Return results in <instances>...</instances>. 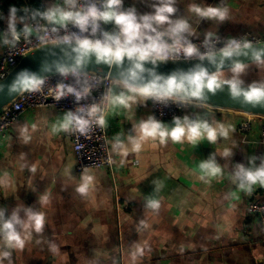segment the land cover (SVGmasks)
I'll return each instance as SVG.
<instances>
[{
  "label": "crops",
  "instance_id": "1",
  "mask_svg": "<svg viewBox=\"0 0 264 264\" xmlns=\"http://www.w3.org/2000/svg\"><path fill=\"white\" fill-rule=\"evenodd\" d=\"M155 2L123 0L125 9L134 7L139 14L151 13ZM192 4L226 7L228 19H202L189 11ZM54 5L66 7L65 0H36L30 13ZM174 7L172 19L187 20L193 30L185 38L264 34V0H176ZM10 25L16 30L28 22L7 18L5 34L11 32ZM65 114L51 106L26 109L8 138L0 141V210L6 219L21 206L46 216L43 232H33L23 249L7 248L0 241V252L11 253L2 264H264L262 228L258 216L248 210L250 204H264V187L257 184L245 191L232 179L237 164L249 167L255 157L259 167L264 159L258 119H252L250 131L243 134L238 126L245 114L190 106L180 118L200 116L231 125L229 137L195 145L186 139L144 137L134 150L128 138L137 135L140 121L153 116L149 100L138 98L128 108L109 106L105 127L113 158L110 173L76 170L71 130H53ZM159 122L173 126V121ZM117 140L126 151L115 147ZM226 148L233 153L229 158L222 157ZM213 154L224 174L200 179L199 164ZM84 175L94 180L82 195L77 189ZM45 195L48 202L42 205ZM150 199L158 200L160 207H148ZM136 245L145 246L144 255L133 260Z\"/></svg>",
  "mask_w": 264,
  "mask_h": 264
},
{
  "label": "clouds",
  "instance_id": "2",
  "mask_svg": "<svg viewBox=\"0 0 264 264\" xmlns=\"http://www.w3.org/2000/svg\"><path fill=\"white\" fill-rule=\"evenodd\" d=\"M78 0H65L66 7L51 6L44 11H36L33 18H39L43 24L34 29L25 25L23 33L28 38L35 32L38 46L46 49V56L51 62L43 65L45 73L55 72L62 77L55 85V99L72 96L77 103L86 101L91 96L94 87L102 81L95 74L85 71V68L95 57L97 65H106L109 69H117V76L112 78L111 86L100 103L86 104L65 114L63 121L54 131H69L73 128L81 133H87L95 124L104 127L106 124V109L109 106L128 108L131 103L152 100L156 103L172 102L179 106L207 108L208 93L215 94L228 88L234 101L252 106H264V79L245 83L242 78L247 70L255 65L264 70V48L258 47L247 38L228 39L223 47L216 48L212 41L214 34L208 33L205 45L207 50L200 49L190 43L185 34L193 35L189 23L185 19L173 20L177 9L176 0H156L151 13L139 14L134 7L124 8L123 0H103L98 7L95 3L84 4L77 10ZM189 11L202 19H215L223 22L228 19L226 7L197 6L192 4ZM73 25L78 31L69 32L67 25ZM102 24H113L116 31L109 32ZM61 29L64 30L61 34ZM163 29V30H161ZM13 39L18 40L19 34L14 25H10ZM167 38V39H165ZM171 41L169 43L168 41ZM6 44L9 41H4ZM184 60H207L215 71H210L202 63L196 64L187 71L177 70L170 75H157L154 68L148 69L146 63L156 65L157 62L175 61L180 57ZM244 57L248 62L242 61ZM228 62L227 72L224 70ZM249 61L251 63H249ZM127 63V67H125ZM71 77L73 83L65 81ZM47 75L41 76L27 69L17 73L8 86L9 93H34L40 91L47 82ZM0 84V91L3 90ZM119 89V91H117ZM26 132L27 130H23ZM137 135L129 137V143L134 150L141 147L140 140L144 137H159L163 142L170 138L174 142L187 140L193 145L206 139L215 144L218 139H227L233 131L231 125L212 121L198 116L175 118L173 126L157 121L153 116L142 120L135 126ZM25 141L28 137L25 135ZM120 151H126L125 145L117 140L115 145ZM232 150L226 148L222 157L232 156ZM255 157L249 160V167L242 164L235 166L233 182L239 181L241 190L251 191L254 185L264 187V159L259 167L255 166ZM202 173L200 179L215 178L224 174L223 168L216 162L215 154L207 161L199 164ZM94 180L93 176L84 175L77 191L84 195ZM47 195L41 198V204H47ZM148 207L158 209L160 202L156 199L148 201ZM24 212V218L20 212ZM46 224L43 211L32 208L17 207L10 217L5 218L0 210V241L10 249H23L31 239L33 232L42 233ZM144 245H136L132 259L144 255ZM55 251V245H53ZM10 252H0V264L8 258Z\"/></svg>",
  "mask_w": 264,
  "mask_h": 264
},
{
  "label": "built area",
  "instance_id": "3",
  "mask_svg": "<svg viewBox=\"0 0 264 264\" xmlns=\"http://www.w3.org/2000/svg\"><path fill=\"white\" fill-rule=\"evenodd\" d=\"M88 3H95L99 7L103 3V0H88ZM83 4L84 0H78L77 8L79 9V7H81ZM33 14L34 13L29 14L28 26L34 29L38 24H43L44 22L39 20L38 17L34 19ZM102 28L103 30L109 32L116 31V27L113 24L109 28L102 24ZM67 30L69 32L78 31V29H76L71 24L67 25ZM16 32L19 34V39L14 40L12 33L10 32L6 38L9 43H5V46L2 49L0 55V80L4 79L9 74V72L19 63L21 58L40 48V46H38L37 35L35 32H33V34L28 38H25L23 31ZM63 32L64 30L61 29V34H63ZM243 38H247L256 45L264 44V34L253 35L250 33H243L226 38L214 37L210 43L214 44L216 48H221L228 39ZM186 39L190 43L196 45L202 53L207 50L205 45L206 40L190 38ZM168 42L171 43L170 40ZM194 60L196 59L186 61L181 56L175 61H169L188 62ZM88 73L95 74L102 82L98 86L94 87L91 96L86 101L77 103L75 98L72 96H66L59 100L55 99L54 91H52V89H54L55 85L62 80V77H60L55 72L47 74V82L40 91L34 93H19L16 98H14L0 111V141H4L8 138L10 127L20 119L21 115L26 109L51 106L57 111H63L67 113L69 111L75 112L77 108L86 104L100 103L103 95L111 86V78L94 72ZM65 82L73 83V80L71 77H69ZM149 103L153 112V116L157 121H174L175 118L181 117L183 110L190 107L179 106L172 102L161 104L152 100H149ZM108 109L109 107L106 109V114ZM245 115V119L241 121L238 126V131L243 134L248 133L251 129L252 119H258L260 122V142L264 145V117L248 114ZM71 137L73 151L76 158L77 171L105 169L110 173H113V158L110 152L108 135L105 126L100 127L93 124L87 133H81L73 128L71 129ZM116 199L118 201V197H116ZM248 210L249 212L258 216L264 239V204H250Z\"/></svg>",
  "mask_w": 264,
  "mask_h": 264
},
{
  "label": "water",
  "instance_id": "4",
  "mask_svg": "<svg viewBox=\"0 0 264 264\" xmlns=\"http://www.w3.org/2000/svg\"><path fill=\"white\" fill-rule=\"evenodd\" d=\"M258 47L264 48V44L257 45ZM244 62H248V60L244 57L240 58ZM46 62H51V58L46 56L45 48H38L34 50L32 53L27 54L19 63L9 72V74L2 80H0V84H2L3 90L0 91V111L9 104L19 93L13 92L9 93L8 86L12 83L15 76L21 70H29L38 75L45 76L50 73H45L43 71V65ZM250 62V61H249ZM202 63L203 66L208 68L210 71H215V68L209 64L207 60L200 62L198 60L188 61V62H157L154 66L151 63H146L145 67L148 69L155 70L157 75L167 76L172 72L177 70L187 71L190 68L194 67L196 64ZM125 67H127V63H125ZM228 68V62H225V68ZM86 72H94L100 74L102 76H108L109 78H115L117 76V69L112 68L109 69L106 65H97L95 63V57H92L91 61L85 68ZM51 73H54L51 72ZM207 105L213 106L216 108H221L225 110H230L234 112H239L248 115L261 116L264 117V106H252L251 104H243L241 101H234L231 99L228 88L225 86L223 91H218L215 94L208 93Z\"/></svg>",
  "mask_w": 264,
  "mask_h": 264
},
{
  "label": "trees",
  "instance_id": "5",
  "mask_svg": "<svg viewBox=\"0 0 264 264\" xmlns=\"http://www.w3.org/2000/svg\"><path fill=\"white\" fill-rule=\"evenodd\" d=\"M33 5V6H32ZM36 0H0V50L5 46V40L9 34H5L7 18L16 23H26L30 12L35 11ZM24 27L18 25L16 31H23Z\"/></svg>",
  "mask_w": 264,
  "mask_h": 264
},
{
  "label": "rangeland",
  "instance_id": "6",
  "mask_svg": "<svg viewBox=\"0 0 264 264\" xmlns=\"http://www.w3.org/2000/svg\"><path fill=\"white\" fill-rule=\"evenodd\" d=\"M242 78L245 80V83H251L258 79H264V71L253 65L247 70L246 74Z\"/></svg>",
  "mask_w": 264,
  "mask_h": 264
}]
</instances>
